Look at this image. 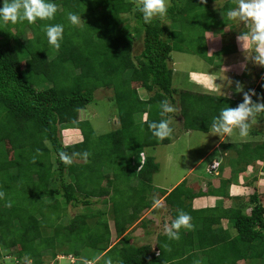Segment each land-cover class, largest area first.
I'll list each match as a JSON object with an SVG mask.
<instances>
[{
  "label": "trees",
  "instance_id": "trees-1",
  "mask_svg": "<svg viewBox=\"0 0 264 264\" xmlns=\"http://www.w3.org/2000/svg\"><path fill=\"white\" fill-rule=\"evenodd\" d=\"M214 1L187 0L183 7L198 5L209 11L208 3ZM49 2L58 7L52 20L15 25L0 21V191L5 193L0 199V264L6 256L22 264H46L45 256L55 259L59 254L80 260L83 250L101 252L94 264H106L109 258L112 264H264V201L255 183L257 166L264 163V140L223 144L236 155L232 177L222 179V185L235 181L252 188L245 198L235 197L240 203L246 199L239 207L195 208L186 181L171 192L154 187L159 164L147 156L142 165L141 158L147 148L171 143L169 138L158 140L148 127L162 119L161 101L176 104L177 95L185 130L203 133H209L221 109L241 101L174 89L169 63L181 38L165 34L155 19L145 24L132 0ZM231 6L229 2L223 9ZM69 12L80 16L79 26L68 21ZM48 24L64 26L59 49L48 44L42 31ZM28 32L33 35L27 37ZM141 35L142 52L134 55ZM203 43L207 56L205 37ZM101 88L114 92L119 127L99 137L90 121L79 117ZM140 89L151 95L143 99ZM256 93L260 96L261 90ZM71 130L82 141L64 146L62 133ZM60 151L91 155L87 162L75 158L66 166ZM222 185L207 193L200 190L197 197L232 200ZM157 193L171 221L183 210L193 225L180 230L179 240L159 234V255L149 245L138 247L127 234L137 223L144 228L153 224L142 216L154 207L151 198ZM93 200L110 206V220L105 218L108 212L93 211ZM69 205H83L88 213L65 223ZM223 220L229 222L227 229Z\"/></svg>",
  "mask_w": 264,
  "mask_h": 264
},
{
  "label": "rangeland",
  "instance_id": "rangeland-1",
  "mask_svg": "<svg viewBox=\"0 0 264 264\" xmlns=\"http://www.w3.org/2000/svg\"><path fill=\"white\" fill-rule=\"evenodd\" d=\"M218 1V2H217ZM227 2H230L231 4L235 1L232 0H216L212 3H208V9L206 10L203 6L195 5V8H193L191 5H188L189 8H185L187 4V0H166L167 5V14L163 19L156 18L155 20L161 22L159 23L164 29L165 34L167 33H177L179 34L181 40L177 43V49L171 53V62L169 63L170 67L174 69L176 72L178 71V74L173 75V88L177 90H184L193 92V90L198 89L195 88V85L192 83V79L190 77L191 72L193 71H208L210 70L209 60L205 56V45L203 43V39L208 38V33L212 31H217L220 33L226 34L224 37L226 42L229 43V46L233 45V36L238 34L240 29L242 30L244 28L243 23H233L234 21L229 20L227 17V8L223 10L224 6ZM173 6L174 10L170 7ZM237 6V5H236ZM218 11V12H217ZM219 18V19H218ZM130 22L132 25H135V21L130 18ZM19 23V22H18ZM207 28V32L204 35V30ZM16 29H14L15 31ZM29 33V32H28ZM223 33V34H224ZM203 34V35H202ZM32 32L27 34L28 36H32ZM204 36V37H203ZM179 38V39H180ZM175 41H171V44H173ZM185 42V43H184ZM143 49V35L136 38L133 48L134 55H139L142 52ZM227 49V47H226ZM182 50V51H181ZM227 51H231L228 49ZM199 53L200 55L196 54ZM225 55V54H224ZM220 57V56H219ZM216 58V56H215ZM204 60V61H203ZM205 62V63H204ZM26 63L23 64V68L25 67ZM223 65L222 59H218V66L221 67ZM234 79V77H233ZM239 81L240 84L245 87V81L243 79H238V77L235 79V82ZM244 83V84H243ZM136 86V85H135ZM263 91H264V80L262 82ZM262 91V92H263ZM261 92V96H264V93ZM139 94L143 99H147L151 94L147 93L145 90L140 89ZM259 96V97H261ZM258 97V99H259ZM175 98L177 99V103L174 104L171 101L170 104L173 105L176 108V111L174 113L168 114V119L170 123V127L172 128V134L170 137H168L171 141H174L168 145L160 144L156 148H147L145 152L143 153L145 157L152 156L155 157L157 160L156 162L159 164V171L153 176L152 184L154 187H158L161 189H166L167 191L174 186L175 184H182L186 181L185 187L188 186L190 181H193V175H198L199 172L204 171L205 166L206 168L210 163H213V160L215 157L219 159V153L223 152L216 146L221 142V138L218 135H211L209 133H203L201 131H190L188 132L185 130L183 123V117L180 112L179 107V99L177 95H175ZM114 92L112 89H106L101 88L95 93V99L93 102H91L87 108L80 113V120H89L96 135L97 136H103L106 135L109 132H112L116 130L119 127V121H118V107L114 102ZM256 98L255 101H258ZM146 115H144L145 118ZM144 120V119H143ZM64 133H62V136ZM82 141V136L78 134ZM260 139L262 142L264 140V114H261L257 116L254 123H251L249 134L244 137L246 140H241V138L238 134V130L234 131L232 136L228 137V139L224 140L222 143L224 145L230 144V143H240L241 141L250 142L253 139ZM63 139V138H62ZM63 141V145L67 146L68 144ZM215 147V150L210 153V151ZM227 148L225 146L222 147V150H226ZM236 152V151H235ZM231 153V152H230ZM206 155H208L206 157ZM234 153H231L230 157L223 155V163L221 164L220 161H215V163H218L220 166V169H228L233 171V165L232 158H235ZM206 159L203 161V164L197 167V170L195 173H191L193 165L196 164L201 158ZM81 162V161H80ZM238 163V162H236ZM207 164V165H206ZM258 173H257V180L256 185H258V192L260 193L261 200L264 201V163H261L257 166ZM222 172V173H221ZM217 171L213 172L212 176L210 178L206 177L205 179H201L200 177L195 178L197 182H200V187L203 192H208L210 188H212V179L213 177L216 178L215 181H218L221 183V177L223 176V171ZM217 173V174H216ZM219 173V174H218ZM252 176V175H250ZM138 181L134 180V184L136 185ZM216 184V183H215ZM223 186V185H222ZM189 190V188H188ZM249 191V190H248ZM156 192V191H155ZM251 193V191H249ZM162 194L157 193L156 196L152 197L151 199L155 201H159L160 206L154 207L149 210L148 212L144 213L142 216L143 218H146L147 220H150L153 222V224L148 225L147 228L142 227L141 223H137L136 225L131 226L127 234L130 235H138V233H142L144 231H148L151 237L147 239V241L151 240V238H156L159 236V234H164V225L171 224V215L169 212V208L165 206V203L162 202L161 199ZM218 197L213 196H207L206 199L210 200L209 204H213V200L211 199ZM246 196L243 194L242 198H245ZM62 200V199H61ZM222 201V199H219ZM94 206L91 208L93 211L95 210H103L104 212H108V215H105V218L110 220L111 215L110 212V206L105 205L102 203V201L93 200ZM243 200L241 203L245 202ZM240 203V204H241ZM220 204V202L218 203ZM239 203L237 205H240ZM67 213L65 215L64 221L67 223L70 219L74 218L75 216L79 214L88 213V211L85 209L83 205H79L78 207H75L73 205L66 206ZM154 210H157L156 213H153ZM153 213V214H152ZM50 233V230L48 231ZM144 234V233H142ZM137 236L138 239L146 238L145 234L142 236ZM119 240V239H118ZM118 240L112 241V244H115L118 242ZM143 241H145L143 239ZM138 243V242H137ZM143 242H140L138 245H141ZM153 244H155V241H153ZM110 246L107 247V249ZM154 247V245H153ZM89 250V249H87ZM3 253L5 251H2ZM156 252V251H154ZM92 253V254H91ZM91 254V255H90ZM62 255V254H61ZM101 255V252H95V251H86L83 250L82 252V258L80 260L78 258H75L76 263L90 260V263L88 264H94L96 259ZM89 256V257H87ZM98 256V257H97ZM65 257V256H64ZM45 262L46 264H52V263H58V264H72L70 259L68 257L60 259L59 262H56L54 259H52L49 255L45 256ZM3 264H16V260L13 257H9V259H5V262ZM87 264V263H86ZM114 264H119L118 261H116ZM190 264V263H189Z\"/></svg>",
  "mask_w": 264,
  "mask_h": 264
},
{
  "label": "clouds",
  "instance_id": "clouds-1",
  "mask_svg": "<svg viewBox=\"0 0 264 264\" xmlns=\"http://www.w3.org/2000/svg\"><path fill=\"white\" fill-rule=\"evenodd\" d=\"M132 2L134 10L142 13L145 24L153 23L156 18L163 19L167 14L166 0H132ZM201 3L206 4L207 0H201ZM236 5L235 8L227 11V17L230 20L242 22L247 29L237 36L238 46L246 54V58L251 59L256 65L264 67V0H236ZM57 11V5L49 2V0H3V6L0 8V21L4 24L11 23L13 25L25 21L29 24H35L38 19L42 21L54 19ZM67 19L72 26H79L81 23L80 16L72 12L67 14ZM42 31L46 33L48 44L59 49L60 41L63 39L64 26L48 24L44 26ZM235 84L236 93H243V101L236 107L221 109L219 115L213 118L209 128L210 134L218 135L221 140L225 135L232 136L237 130L239 136L246 137L249 134L251 123L255 122L257 116L264 114V96L259 97V101H254L252 97L257 96L255 90L244 91L239 81H236ZM159 107L162 119L158 122L149 123L148 127L154 137L163 141L172 134L169 119L166 117L168 114L174 113L176 108L168 100L161 101ZM145 119H147L146 116ZM58 155L64 165L70 166L75 158H81L87 162L91 153L84 151L83 153L69 154L66 151H60ZM214 162L209 164L207 169ZM220 170L218 165L213 172ZM213 172L207 173L212 175ZM4 196L5 193L0 191V199H3ZM8 206L10 207L11 204L9 203ZM155 206H160L159 201H155ZM192 227L191 216L180 210L170 225L167 223L164 225V234L170 240H179L180 230L182 228L191 229ZM157 254L159 255V251ZM59 256L61 254L54 259L56 262H58ZM6 258L9 259V256ZM106 264H112L111 258L106 261Z\"/></svg>",
  "mask_w": 264,
  "mask_h": 264
},
{
  "label": "crops",
  "instance_id": "crops-1",
  "mask_svg": "<svg viewBox=\"0 0 264 264\" xmlns=\"http://www.w3.org/2000/svg\"><path fill=\"white\" fill-rule=\"evenodd\" d=\"M232 1H235V2L232 3L231 8H235L236 7V0H232ZM228 3L229 2H227L226 5H228ZM226 5L224 7H226ZM223 10H225V9H223ZM235 22L236 21H234L233 23H235ZM236 23H238V22H236ZM240 23H242V22H240ZM246 30L247 29L244 26V28L242 30L240 29L238 34L233 36V40H232L233 45H231V47L229 46V43L226 42V40L224 38L226 36V34L224 33L225 30H223L224 34L217 32V31L216 32L215 31H212V32L208 31L209 33L207 34L208 38L206 39V45H207V55H208L207 59L209 60V62L207 64H209L210 70L204 71V72L203 71L191 72L190 77L192 79V83H193V85H195V88H198V89L193 90L192 93L202 94V95H210V96H215V97H220V98H229L232 100H239L242 102L243 101V93L237 94L235 91V88H236L235 79L237 77H238V79H243L245 81V87H243L244 91H248L250 89L255 90V92L257 90H261V92L263 91V87L261 85H262V82L264 80V67L256 65L251 59L246 58V54L241 50V48L238 46V43H237V36L242 31H246ZM226 47H227V49H226ZM228 49H230L231 51L230 52L227 51ZM215 56H216V58H215ZM220 58L223 61V65H221V67H217L218 66V59H220ZM173 71L175 74H178V71L176 72L174 69H173ZM233 77H234V79H233ZM229 82H231V83H229ZM179 91H184V90H179ZM262 93H264V91ZM260 96H261V93H260ZM258 97L259 96H257V99H258ZM258 101H259V99H258ZM143 119H145V118L143 117ZM63 135H64V137L62 136V138L64 139V141L68 145H71L73 143L81 141L80 136L75 135L72 132V130L65 132ZM228 137L229 136L225 135L223 137V140L221 142H219V144L216 146V148L218 147L221 151H223V152L219 153V155H218L219 159L217 157H215L211 161L217 160V161H220L222 164L223 163V161H222L223 155L227 156V157L231 156L230 152H228L227 150H222V147H223L222 142L224 140L228 139ZM241 138H243L241 140H246L244 137H241ZM260 141H261V137H260V139H258L256 137V139H253L250 142L251 143H258ZM172 142H174V141H171V143ZM241 143H245V141H241L240 143H234V144H241ZM214 150H215V147L210 151V153L213 152ZM207 156L208 155H206V157ZM206 157L201 158L196 164L193 165L191 173H195V171L197 170V167L203 164V161L206 159ZM221 171H223V174H222L223 176L221 177V179L229 180L232 177L231 170L222 168L220 170V172ZM251 172H252V170L249 171V173H251ZM247 174H248V172L246 173V175ZM211 176L212 175L207 173V168L205 166L204 171L199 172L198 175L194 174L193 175V181L189 182L187 187L189 188L190 196L191 197L195 196L194 200L192 201L195 208H207V207L211 208V207H215V206H219V205H222L225 208L239 207L240 205H237V204L238 203L240 204V202L235 197H240L243 194L244 195L250 194L249 191H251V193H252V188L247 187V186L242 187L239 182L233 181L231 184H227V182H226L225 185L223 186L222 190L224 189L223 191L230 193V195L232 196V200L225 201L223 196L216 198V200L211 197V199L213 200V204H209L210 200L206 199L207 196H203L200 198H199V196L197 197V193L200 192L201 187L199 184L200 182H197V180H195V178L198 179V177H200L201 179H205L206 177L210 178ZM219 179H218V181H215L216 178L213 177L212 188L221 189V188H219L221 185L219 183ZM178 184H175L174 186H172L167 192H171ZM258 185L259 184H257L256 186L258 187ZM213 197H215V196H213ZM161 199L163 200L162 202H164V198H161ZM219 199H222V201ZM219 202H220V204H218ZM228 223H229L228 220H223V226L226 229L229 226ZM142 233L145 234L146 238H142V239L139 238L138 239L137 236L141 235ZM142 233H138V235H132L133 238L135 239V245H137L138 247L149 245L152 247L153 251H156V252L159 251L157 248V237L155 239L151 238V240L147 241V239H149L151 237V235L148 234L149 233L148 231H144ZM143 239L145 241H143ZM153 241H155V244H153ZM140 242H143V243L141 245H138ZM153 245H154V247H153ZM203 255L206 256L207 253L204 252Z\"/></svg>",
  "mask_w": 264,
  "mask_h": 264
},
{
  "label": "built area",
  "instance_id": "built-area-1",
  "mask_svg": "<svg viewBox=\"0 0 264 264\" xmlns=\"http://www.w3.org/2000/svg\"><path fill=\"white\" fill-rule=\"evenodd\" d=\"M141 158H142V165H144V163H145V159H146V157L144 156V154L141 155ZM217 166H218V163H215V162H214V164H213L212 166H210V167L207 169V172H208V173H212L213 170H215ZM216 174H217V173H216ZM62 258H65V257H64L63 255L59 256V257L57 258V259H58V262H59L60 259H62ZM68 259L72 260V261H71L72 264H75V263H76V262H75V257L70 256V257H68ZM16 264H22V263L16 261ZM54 264H58V263H54Z\"/></svg>",
  "mask_w": 264,
  "mask_h": 264
},
{
  "label": "bare ground",
  "instance_id": "bare-ground-1",
  "mask_svg": "<svg viewBox=\"0 0 264 264\" xmlns=\"http://www.w3.org/2000/svg\"><path fill=\"white\" fill-rule=\"evenodd\" d=\"M75 262H76V260H75Z\"/></svg>",
  "mask_w": 264,
  "mask_h": 264
}]
</instances>
